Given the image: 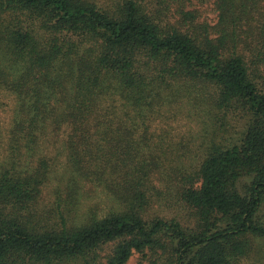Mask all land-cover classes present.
Returning a JSON list of instances; mask_svg holds the SVG:
<instances>
[{"label": "trees", "instance_id": "1", "mask_svg": "<svg viewBox=\"0 0 264 264\" xmlns=\"http://www.w3.org/2000/svg\"><path fill=\"white\" fill-rule=\"evenodd\" d=\"M193 2L0 0V91L15 99L0 264H127L135 252L149 264H264V0H214L215 23ZM177 96L206 103L218 132L229 115L244 121L198 167L164 172L144 125ZM63 129L67 176L47 218L34 211L54 163L44 139ZM80 181L119 207L72 220ZM168 197L192 224L152 211Z\"/></svg>", "mask_w": 264, "mask_h": 264}, {"label": "rangeland", "instance_id": "2", "mask_svg": "<svg viewBox=\"0 0 264 264\" xmlns=\"http://www.w3.org/2000/svg\"><path fill=\"white\" fill-rule=\"evenodd\" d=\"M213 2L214 0H209L200 3L194 0L191 7L199 10L202 21L215 23L217 12ZM14 104L13 95L0 91V163L8 155V131L11 127ZM207 107L206 103H202L195 96H177L160 107L158 114L148 115L144 125L148 129L145 150L154 153L159 158L164 172L170 171L171 168L178 165L198 167L205 155L207 146L211 142L214 140L226 141L228 138L237 136L236 131L241 127L243 118L232 115L222 118L229 123L230 127L228 131L224 129L218 132L215 129L213 113H210L209 107ZM67 131L63 129L58 133H49L44 139L42 154L51 158L54 163L51 164L48 179L43 185L42 196L39 198L34 211L46 213L47 218L53 217L51 208L55 202V190L67 176L69 154ZM215 134L217 139H214ZM248 181L249 179H244L238 182L240 192L244 193V187ZM80 183L82 184L79 190L80 205L78 211L73 213L72 220L82 223L87 217V212L92 208H97L99 215L104 216L110 210L119 207L117 200L103 186L93 181H80ZM172 198L159 200L152 211L164 217H175L186 225L192 224L194 222L193 212ZM260 214L264 216V207L260 210ZM256 247L264 254V241L257 240ZM127 264H149V261L141 253L135 252Z\"/></svg>", "mask_w": 264, "mask_h": 264}]
</instances>
